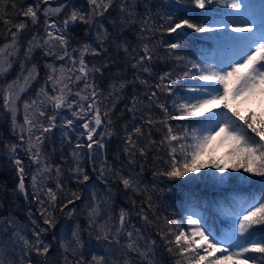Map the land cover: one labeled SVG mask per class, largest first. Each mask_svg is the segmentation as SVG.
Returning <instances> with one entry per match:
<instances>
[{
	"label": "snow or ice",
	"instance_id": "6c2138e0",
	"mask_svg": "<svg viewBox=\"0 0 264 264\" xmlns=\"http://www.w3.org/2000/svg\"><path fill=\"white\" fill-rule=\"evenodd\" d=\"M50 2L34 0L17 8L15 0H0V23L7 26L6 42L0 44V75L8 73L16 61L20 66L17 77L0 87V106L10 114L11 134L19 140L5 145L15 186L0 185V198L23 197L29 205L26 221L21 222L12 211L5 214L0 203V264H33V255L49 264L55 245L61 259L53 264H155L159 246L156 239L129 223L127 203L115 211L114 197L121 190L125 195L146 196L149 209L153 207L148 188L140 186L139 173L114 171L109 165L107 151L116 135L113 116L118 102L130 86L135 93L137 85H145L148 108L155 106L163 113V119H154L151 112L144 114L138 107L144 100L135 94L120 111L121 118L129 117L121 143L130 167L138 158L146 161L157 143L151 138V128L162 125L166 133L157 150L166 146L168 159L164 161L166 167L153 172L155 178H187L191 182L197 176L206 179L203 170L209 169L212 180L221 185L237 178L231 173L247 174L240 176L241 181H264V112L249 110L241 114L239 108L248 102L264 104V0L258 4L250 0H190L193 10H198L197 17L205 14L202 22L193 18L191 11L175 7L181 0H173L167 5L173 9L171 12L155 13L164 20L159 26L154 22L153 0H143L142 13L138 10L142 0H60L55 7ZM164 6L161 3L160 7ZM9 8L25 19H12ZM217 16L221 19H215ZM77 25L84 26V38L93 39L94 34V42L86 40L72 47L77 39L73 28ZM30 26L37 30L26 38ZM185 30L218 33L208 38L216 42L219 54L208 56L201 52L197 59L186 61L182 75L173 79L172 72H165L153 87L148 77L153 75L159 48L173 57L182 46L180 37ZM158 32L175 34L177 39L158 40ZM126 33L135 37V45ZM113 47L117 54H125L123 63L133 70V79L122 78L123 71L116 73L105 94L97 80L114 62L108 55ZM89 56L100 58L101 62L89 66ZM175 59L184 61L185 57L176 55ZM41 66L45 73L42 83ZM176 82L184 84L181 95H176L179 89L172 87ZM34 84H40L35 95L23 99ZM162 93L176 97L172 101L173 113L167 103L161 102ZM21 100L22 122L18 120ZM137 112H141L139 121ZM173 115L186 122L178 126L182 127L179 134L169 123ZM145 127L149 129L148 140L141 144ZM217 139L230 143L227 159H201L206 145ZM65 147L70 150L68 154ZM20 152L27 158V166ZM57 152L65 163H69V154L72 157L67 170L53 160ZM88 164L103 188L93 183L85 198L82 193L92 182ZM109 174L115 177L114 181ZM65 180L78 186L69 189L70 196L65 191ZM194 195L185 193L186 198ZM129 199L135 208L136 201ZM77 201L83 203V208L77 207ZM58 213L77 222L71 227L63 225ZM81 213L85 227L79 221ZM222 214L230 220V226L217 238L209 218L195 211L194 206L175 224L164 217L167 231L149 218L145 207L140 206L136 212L145 224L157 226L156 235L164 241L166 250L183 258V264H264V240L252 239L257 228L264 229V192L255 199L236 200L234 207Z\"/></svg>",
	"mask_w": 264,
	"mask_h": 264
},
{
	"label": "trees",
	"instance_id": "16d2710c",
	"mask_svg": "<svg viewBox=\"0 0 264 264\" xmlns=\"http://www.w3.org/2000/svg\"><path fill=\"white\" fill-rule=\"evenodd\" d=\"M17 4V8L21 6H26L34 2V0H15ZM60 0H51L50 6L55 7ZM161 3L165 6L160 7ZM173 3V0H153V14H154V22L155 26H159L160 24H164V20L159 15H155V13L159 10L161 14L165 12H171L173 9L169 8L167 5ZM252 4H258L259 0H250ZM176 8L183 9L185 11H191L192 17L195 19H199L201 22L203 21V17L205 14H201L199 17L196 16V12L198 10H193V6L190 3V0H181L179 5L175 6ZM217 8L221 6L217 5ZM141 13L144 11L143 8V0L141 2V6L138 9ZM179 15V13H177ZM9 15L14 20H21L25 19L22 16L16 15V10H12L9 8ZM44 17L41 16V28L43 24ZM215 19H221L220 16L215 17ZM37 29H33L30 26V29L27 33H25L26 38H30L31 33L36 31ZM7 31V26L0 23V44L5 43V33ZM73 34L77 39H74L72 42V47L79 46V43L85 42H94V34L93 39L84 38V26L77 25L73 28ZM127 38L135 45L136 40L133 35L130 33H126ZM158 40L168 41V42H175L177 36L175 34L168 35L167 33H157L156 34ZM211 34H199L193 33L191 30H185V35L180 37L181 40V47L176 50L173 57L169 58L166 55V50L161 47L159 48V55L157 59L153 61V75L148 77L149 83L154 87L155 83L158 82V77L165 72H172L173 79L175 75H182L184 69V65L188 59H197L201 52L208 56H212L214 54H219V49L216 42L208 37ZM25 41H22V44ZM223 51H227L224 49ZM37 58H39V51L36 53ZM109 56L113 57L114 62L109 70L104 73L102 78H98L97 83L100 84L101 88L107 94L108 91V84L115 79V74L123 71L124 76L122 78L127 80L133 79V70L130 66L125 67L124 60L125 54L123 52L117 54L116 49L113 47L110 49ZM176 55L184 56V61H178L175 59ZM22 58V54H21ZM89 66L92 64H98L101 62L100 58H93L89 56L88 58ZM37 62L36 60L33 63ZM20 72L19 61L13 63V67L10 71L4 75H0V87L6 86L8 83L12 82ZM45 73L41 66L40 70V82H43ZM40 87V84H34L33 88L23 97V99H29L35 95L36 89ZM174 89H179L176 95H181L184 92V84L182 82H176L172 84ZM145 85H137L136 92L133 93L132 87L130 86L125 93L123 94V100L118 102L116 114L113 116V120L116 121L115 123V131L116 135L113 136L109 143V149L107 151V158L109 165L113 168V170H121L122 173H131L136 174L139 173V180L141 182L140 186L147 187L149 190L148 194L152 196V205L153 207L149 209L146 196H139L133 193H128L125 195L121 190L117 193L114 197V206L115 211L118 212L120 207L125 206L127 203V207L130 212V224H135L139 226L143 231L144 235L149 238H154L159 245L156 249V257H155V264H177V260H181V264H183V258H180L174 254L169 253L164 246V241H161L160 238L156 235L157 226L145 224L142 220H140L136 216V212L139 210L140 206L145 207L149 218L157 221L159 227L164 228L167 231V226L164 224V217H168L173 221L175 224L176 221L182 220L185 213L189 210L190 207L194 206V210L202 213L206 217L209 218V223L213 225L214 231L217 234V238H220L223 230H226L230 226V220L222 214L224 210L229 209L230 207H234L235 201L239 199H255L257 198L261 192H264V181L260 178H256L255 180L251 181L249 184L245 185L239 178L232 180L226 184H217L216 182L209 179L207 176L206 179H199L193 178L191 182L186 178L184 181H168L163 177L155 178L153 176L154 171H158L167 165L164 163L165 160L168 159V149L166 146L159 147L157 150L160 141L162 140L164 134L166 133V129L163 128L162 125H156L155 127L151 128L152 136L151 138L154 139L157 143L154 145L147 156L146 161L143 158H138L136 164L134 166H129L127 163V157L123 155L122 149L123 144L121 143V137L124 135V127L127 121L129 120L128 116H124L123 118L120 117V111L125 107L126 104L129 103L130 98L133 94L137 95L140 99L144 100L143 105H139L138 107L142 109L144 114L151 112L154 119L160 118L163 119V113L159 111L158 108L153 106L151 109L148 108V101L144 99L145 96ZM175 96H168L167 94L162 93L160 95L161 102L167 103L169 107L170 113L174 112L172 108V101L175 99ZM23 103V100H21ZM107 104H111V101H105ZM230 114V113H229ZM141 116V112H137V120L139 121ZM200 119H203L201 117ZM11 116L7 113L2 106H0V185L7 184L9 188L15 186V176L11 169L7 164V149L5 145L11 143H19V140L12 136L11 134ZM169 123L173 126L175 133L179 134L182 132V126L186 122L179 121L176 119V116L173 115ZM195 126V125H193ZM160 131H157V129ZM148 128L145 127L144 131L146 133L145 137L140 141L141 144L147 143L148 136ZM251 134V133H249ZM58 135V134H57ZM119 145V149L117 147ZM59 147V146H57ZM48 151H51V147H48ZM70 150L65 147V153L68 154ZM21 157H24V153L20 152ZM119 157V158H117ZM25 159V165L27 166V158ZM53 160L57 163H61L65 170L69 167V163L72 160L70 154L68 155L69 163H65L60 160L59 152L53 157ZM141 164L144 166L143 172H141ZM88 168L89 173L92 176V182L89 183L87 189L82 193L85 198L87 196V191H90L92 188V184L94 183L96 187L103 188V185L100 181L95 179L96 173L91 171V165H86ZM32 169H29V177L31 175ZM110 180H115V177L109 174ZM29 183V193H31L32 189L30 187V179L27 181ZM66 188L65 191L68 192L70 196L69 189L75 190L78 186L73 183L65 180ZM153 185H156V190L153 191ZM54 186V185H53ZM82 189L84 186H79ZM122 189V186H120ZM172 188L173 191L169 192L168 189ZM115 190V189H114ZM192 192L195 193L194 196L186 198L185 193ZM134 199L136 201V207L133 208L131 204V200ZM0 203H3L4 209L3 211L5 214L7 211H12L14 215L17 216L21 222L26 221L25 211L26 208L29 206L25 203V201L20 197L19 199H14L12 197L5 196L4 198H0ZM113 203V202H110ZM35 208V204L31 205ZM83 203L77 201V207L83 208ZM71 207V206H69ZM153 212L155 215H153ZM58 219L60 220L61 224L67 225L71 227L77 221L76 220H67L64 214L58 213ZM79 221L81 222V227H85L84 223V214L81 213L79 216ZM60 234L59 232L57 233ZM50 239V237H49ZM252 239H259L264 240V229L257 228L255 230V234ZM61 257L59 256L58 245H55L53 251L50 253L49 256V264H53V261L60 260ZM33 264H43V258H38L33 255Z\"/></svg>",
	"mask_w": 264,
	"mask_h": 264
},
{
	"label": "rangeland",
	"instance_id": "374dc122",
	"mask_svg": "<svg viewBox=\"0 0 264 264\" xmlns=\"http://www.w3.org/2000/svg\"><path fill=\"white\" fill-rule=\"evenodd\" d=\"M223 11V9H221ZM227 11H231L230 9ZM258 11V10H257ZM211 35H219L217 34H211ZM21 111L18 113V120L20 122L23 121V109H22V104L21 103ZM241 113H247L249 110L256 112V113H261L264 112V104H257V103H243L239 105ZM221 110V109H218ZM224 111H227L226 109H223ZM208 115H211V113H208ZM231 145L229 142H221L219 139L211 141L208 145L205 147V155L201 157V159H208L209 157L217 158V159H227V153L230 151ZM203 172L207 174L210 180L211 178V170L209 169H204ZM231 175L236 176L237 179H240V176H247V174H236V173H231ZM196 179H199V176L195 177ZM256 178H252L250 180L242 181L245 185L249 184L251 181L255 180ZM241 180V179H240ZM213 181V180H212ZM215 255H220V253H216Z\"/></svg>",
	"mask_w": 264,
	"mask_h": 264
}]
</instances>
